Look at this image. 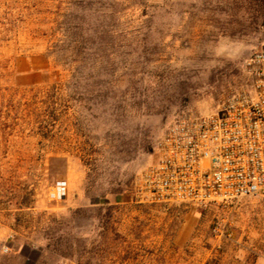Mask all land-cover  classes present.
Returning <instances> with one entry per match:
<instances>
[{"label": "rangeland", "instance_id": "obj_1", "mask_svg": "<svg viewBox=\"0 0 264 264\" xmlns=\"http://www.w3.org/2000/svg\"><path fill=\"white\" fill-rule=\"evenodd\" d=\"M263 43L264 0H0V264H122L140 246L129 235H191L197 263L264 264V197L135 198L166 125L247 88Z\"/></svg>", "mask_w": 264, "mask_h": 264}, {"label": "built area", "instance_id": "obj_2", "mask_svg": "<svg viewBox=\"0 0 264 264\" xmlns=\"http://www.w3.org/2000/svg\"><path fill=\"white\" fill-rule=\"evenodd\" d=\"M247 88L223 99L210 114L186 107L163 129L156 161L138 177L139 204L206 208L249 196L264 197V43L245 63ZM66 185L49 198L61 201ZM219 240L231 239L224 220L214 224Z\"/></svg>", "mask_w": 264, "mask_h": 264}, {"label": "crops", "instance_id": "obj_3", "mask_svg": "<svg viewBox=\"0 0 264 264\" xmlns=\"http://www.w3.org/2000/svg\"><path fill=\"white\" fill-rule=\"evenodd\" d=\"M21 75L29 79H38L42 73L28 70L22 71ZM134 236L140 244L137 255L134 258L120 260L122 264H161L160 256L163 254L169 260V264H203L195 261L198 255L191 254V247L185 250L191 235H129L132 238Z\"/></svg>", "mask_w": 264, "mask_h": 264}]
</instances>
